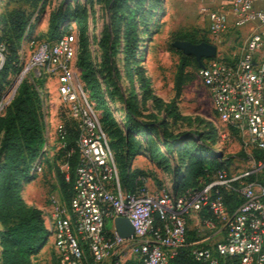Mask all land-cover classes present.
I'll use <instances>...</instances> for the list:
<instances>
[{
  "label": "built area",
  "instance_id": "built-area-1",
  "mask_svg": "<svg viewBox=\"0 0 264 264\" xmlns=\"http://www.w3.org/2000/svg\"><path fill=\"white\" fill-rule=\"evenodd\" d=\"M199 15L207 23L216 54L202 60L198 78L215 113L237 129L244 147L256 154H249L250 168L227 174L222 163L223 168L209 179L201 178L197 187L179 195L165 187L156 195L145 188L131 192L121 187L100 111L75 65V36L62 32L35 45L22 70L24 76L34 69L36 78H55L60 111L78 130L73 196L68 204L52 196L41 209L57 264H124L129 260L168 264L180 248L188 246L195 260L207 264L233 258L235 264H264V0H225L214 8L200 7ZM223 36L228 37L227 43ZM3 63L0 52V70ZM36 89L48 131L44 91L39 85ZM53 134L59 150L66 134L63 121L49 129L48 140L44 134L31 174L49 151ZM211 157L222 160L216 151ZM223 194L235 198L236 205L229 208ZM191 214L199 216L201 226L196 240L188 239ZM117 217H126L133 226L129 238L117 234L113 223Z\"/></svg>",
  "mask_w": 264,
  "mask_h": 264
},
{
  "label": "rangeland",
  "instance_id": "rangeland-1",
  "mask_svg": "<svg viewBox=\"0 0 264 264\" xmlns=\"http://www.w3.org/2000/svg\"><path fill=\"white\" fill-rule=\"evenodd\" d=\"M135 1L123 0L121 3L117 25L118 35L113 43L115 50L110 53L108 43L113 39V23L112 11L108 8L106 0H48L44 7L38 5L36 8L24 0H0V24L6 12L14 8H23L32 15L17 51L19 70L8 76V83L0 100V103L4 104L0 113L10 102H7L8 98L11 100L14 96L19 83L24 78L32 77L36 85L41 86L44 91V112L48 131L59 120L70 123V120L60 111L56 79L36 78L34 69L24 76L22 70L30 60L35 45L47 38L49 15L60 7L65 9L68 6L72 9L80 6L88 12L85 42L92 67L102 88L106 105L116 125L123 132L126 131L125 126L131 125L126 117V105L128 102H134V117L137 120L142 123H156L157 132L151 135V138L158 142L164 154L166 151L158 138L162 131L160 125L162 121L173 134H184L177 138L180 142L175 144V148L182 147L185 143H194L198 132L212 128L210 140L200 142L220 154L227 174L250 168L252 163L249 160V154L255 155L256 152L245 148L238 130L215 113L209 94L198 78L196 64L188 63L185 66L182 72L183 84L179 90L175 86L182 52L173 46V42L186 35H195L199 39L207 38L212 41L207 31V23L199 15V9L202 6L214 8L225 0H145L143 8L140 9L136 8ZM132 10L136 13L137 45L135 54L126 57L125 25L127 15ZM60 29L63 33L75 36L78 50L79 28L76 22L66 21L60 25ZM228 40V37H222L223 42L227 43ZM225 49L227 53H230L228 48ZM0 52L5 59L6 49L2 41H0ZM141 78L147 81V86H141ZM145 91L160 99L162 107L157 108L153 98H145ZM169 103H173L176 107L178 115L176 120L174 116L165 117L163 108ZM183 116L188 119L181 118ZM48 131L44 129L47 140L51 137ZM132 134L140 141L144 139L139 134ZM190 135H193L191 140L188 138ZM52 138L49 151L41 158L40 163H37L35 172L21 181L20 194L24 202L41 209L50 203L52 196L59 197L57 168L68 175V165L62 162V155L57 150L58 144L54 134ZM144 165L149 167L147 160H144ZM154 169V165H151V169L148 168L147 171L150 174ZM121 173L122 171L119 170V179H121ZM159 187H165L171 191V183L168 180ZM109 226L108 221L106 227ZM191 226L195 227L196 224ZM1 253L0 246V264L2 263ZM31 262L32 264H57L52 239L48 237L45 240L40 249L31 256Z\"/></svg>",
  "mask_w": 264,
  "mask_h": 264
},
{
  "label": "trees",
  "instance_id": "trees-1",
  "mask_svg": "<svg viewBox=\"0 0 264 264\" xmlns=\"http://www.w3.org/2000/svg\"><path fill=\"white\" fill-rule=\"evenodd\" d=\"M30 3L33 8L38 5L44 7L48 0H24ZM123 0H106L108 8L112 11L111 20L113 23V39L108 43L110 53L114 52V45L118 35V21ZM145 0H136V8H143ZM159 1V0H156ZM136 13L132 10L127 15L125 25V56L134 55L136 52ZM31 13L23 8H14L7 11L5 18L1 22L0 41L6 49L4 63L0 70V100L5 86L8 83V76L15 74L21 41L30 23ZM88 12L85 8L76 6L70 9L61 7L51 13L48 18L47 38L43 40H53L61 33L60 25L66 21H74L79 28L78 50L75 65L80 70L81 80L84 88L88 92L89 98L94 102L95 108L100 111V121L102 128L108 138L109 146L115 153L116 162L121 173V187L126 191L134 192L143 189L142 178L144 173L140 170L127 172L130 160L138 153L141 147L148 151L149 159L162 170H171L173 173H181V168L185 166L181 177L171 181L172 193L179 195L188 189L198 186L199 180L209 179L217 171L221 170L222 160L211 157L213 151L208 145L200 141L210 140L212 128L207 131L198 132V137L194 138V143H185L182 147H174L180 140L177 138L184 134H173L166 127L165 122H161L162 131L159 143L164 147L166 154L160 150V145L151 135L157 132L156 123H142L134 117V102L126 105V117L131 125L125 126L123 132L115 123L111 111L106 105L102 88L96 78L92 67L90 53L86 48L85 33L87 31ZM180 40L191 43L209 42L207 38H197L195 35H186ZM188 63H198L192 56L181 53L180 65L176 76L175 86L179 90L183 84L182 72ZM141 86H147L144 78L140 79ZM151 97L157 108L162 107V101L145 91V98ZM176 107L173 103L165 105L163 108L165 117L174 116L178 118ZM188 119V117H181ZM69 119V118H68ZM63 121L66 134L61 140L63 146L59 149L62 155V162L68 165V175L60 168H57V181L59 197L68 204L73 196V182L75 169L77 166L76 142L78 130L75 123ZM142 136V141L136 139L132 134ZM193 136V135H192ZM192 136L188 138L191 140ZM174 140V141H173ZM193 140V139H192ZM44 142V123L40 107V95L36 89V83L24 78L18 85L16 92L10 102L0 113V246L2 247L1 264H32L31 256L40 249L48 236V231L44 224L41 209L27 205L21 194V181L28 178L30 168L39 155ZM200 142V143H199ZM74 150L73 153H70ZM264 175V174H263ZM264 181V179H263ZM224 201L229 208L236 205V199L225 194ZM208 217L209 215L205 213ZM189 240L197 239L194 231H189ZM192 247L180 248L176 255L169 260L168 264H207L199 262L191 255ZM236 258L221 262V264H235ZM124 264H140L136 260H129Z\"/></svg>",
  "mask_w": 264,
  "mask_h": 264
},
{
  "label": "crops",
  "instance_id": "crops-1",
  "mask_svg": "<svg viewBox=\"0 0 264 264\" xmlns=\"http://www.w3.org/2000/svg\"><path fill=\"white\" fill-rule=\"evenodd\" d=\"M144 160H147L149 167H145L144 165ZM151 165L155 167L154 170L149 174L147 169H151ZM185 166L181 168V173L177 174V177L175 173H173L172 169L171 170H162L158 168L148 157V151L145 150V148L141 147L138 153L130 160L128 167H127V172L132 173L134 170H140L144 173V177L142 178V186L148 191V193L156 195L159 193L160 184H163V182L167 181L171 183L173 179L178 180L181 177V174L184 171ZM150 175V176H149ZM168 176V177H166ZM159 187V188H158ZM171 193H172V188ZM172 194H176L172 193ZM36 207V206H35ZM41 209L40 207H37ZM196 221V222H195ZM193 224H196L195 227L191 226ZM198 224V225H197ZM193 228V229H192ZM200 230L201 226L199 223V216L196 214H191L188 217V233L189 231H194L196 233V237L200 235ZM188 239H189V234H188ZM196 240V239H195Z\"/></svg>",
  "mask_w": 264,
  "mask_h": 264
},
{
  "label": "water",
  "instance_id": "water-1",
  "mask_svg": "<svg viewBox=\"0 0 264 264\" xmlns=\"http://www.w3.org/2000/svg\"><path fill=\"white\" fill-rule=\"evenodd\" d=\"M173 46L183 54L194 57L199 67L202 66L203 59L213 57L216 54V47L206 41L191 43L186 40H176L173 42ZM113 223L120 237L129 238L133 234V226L126 217H117Z\"/></svg>",
  "mask_w": 264,
  "mask_h": 264
}]
</instances>
